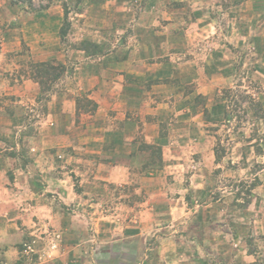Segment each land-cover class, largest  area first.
<instances>
[{
    "label": "crops",
    "instance_id": "obj_1",
    "mask_svg": "<svg viewBox=\"0 0 264 264\" xmlns=\"http://www.w3.org/2000/svg\"><path fill=\"white\" fill-rule=\"evenodd\" d=\"M189 3L162 12L80 0L64 36L55 7L13 16L5 31L0 21V264H20L38 228L62 242L31 264L257 262L239 207L217 185L239 169L215 171L239 48V80L264 85V0L239 4L214 51L209 0ZM41 63L65 67L44 94L30 70Z\"/></svg>",
    "mask_w": 264,
    "mask_h": 264
},
{
    "label": "rangeland",
    "instance_id": "obj_2",
    "mask_svg": "<svg viewBox=\"0 0 264 264\" xmlns=\"http://www.w3.org/2000/svg\"><path fill=\"white\" fill-rule=\"evenodd\" d=\"M96 1L105 5L111 0ZM189 1L193 2V0H125L133 6L144 7L145 4H151L157 8L164 7L162 12H168L171 8L188 7L193 4ZM244 1L247 0H209V4L205 5V7H209L208 11L212 19L217 20L218 23V33L211 39L212 51L217 47L226 45L223 34L228 29V20L238 17L236 20L239 21V4ZM32 3L33 6L31 7L26 2L13 4L12 0H0L2 30L5 31L13 26L14 23L9 22L13 16L17 19L26 14L39 13L42 7L48 5L49 8L55 7L57 11L64 13L65 20H63L61 27V34L64 36L70 29L68 14L81 10L80 0H33ZM190 11L188 13L185 11L186 15L191 14ZM162 12L159 13L162 14ZM1 37L0 45L3 42ZM64 41L67 44V40ZM243 52L239 48L237 55H235L237 77L234 79V86L222 90L221 99L222 103L225 104V117L222 122L223 127L217 135L216 154L218 161L222 162L223 168L217 169L215 175L239 169L238 178H221L217 185L226 188L228 206L239 207V220L237 221L239 224L241 222L245 224L243 231L245 240L243 242L247 244L249 254L252 253L251 255L256 257L257 262L255 264H264V101L262 100L264 85L254 83L248 86L242 84L241 79L239 80L242 75L239 72V62ZM12 58L14 59V56L8 60ZM227 114L231 120L227 119ZM237 144L239 145V162L232 164L228 158L231 157L233 148ZM154 157L155 155L152 154L151 158L154 159ZM213 196L219 199L222 195L217 190ZM236 199L238 202H235ZM74 211L70 210V214L76 217ZM72 219L75 220V218L70 217L71 221ZM229 220H234V218ZM61 242L62 233L54 228H38L37 234L34 236L25 234L24 244L19 246L20 255L23 257L19 263L31 264L38 262V257H55L53 253L59 249ZM54 245H58L56 246L57 249H53ZM2 255L3 253L0 252V262L3 260Z\"/></svg>",
    "mask_w": 264,
    "mask_h": 264
},
{
    "label": "trees",
    "instance_id": "obj_3",
    "mask_svg": "<svg viewBox=\"0 0 264 264\" xmlns=\"http://www.w3.org/2000/svg\"><path fill=\"white\" fill-rule=\"evenodd\" d=\"M32 1L33 0H12V3L18 4V3L26 2V3H29V6L32 7L33 6ZM48 8H49L48 5L44 6L41 8L40 12ZM30 67H31L30 70H31L32 78H34L40 84L41 94H44L51 89V84L61 77V73H63L65 69L63 65H54L53 63L31 64ZM226 117L228 120H231V117L228 114L226 115ZM153 154L155 155V157L151 161L155 165H152V166L160 168L162 164L161 163V150L160 149L153 150ZM217 160H218V157H217Z\"/></svg>",
    "mask_w": 264,
    "mask_h": 264
},
{
    "label": "built area",
    "instance_id": "obj_4",
    "mask_svg": "<svg viewBox=\"0 0 264 264\" xmlns=\"http://www.w3.org/2000/svg\"><path fill=\"white\" fill-rule=\"evenodd\" d=\"M57 238L59 239V236H58ZM56 246H58V245H54V246H53V249H57Z\"/></svg>",
    "mask_w": 264,
    "mask_h": 264
}]
</instances>
